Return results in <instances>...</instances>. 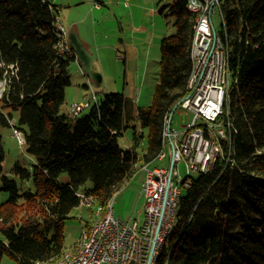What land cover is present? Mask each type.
Here are the masks:
<instances>
[{
    "label": "trees",
    "instance_id": "1",
    "mask_svg": "<svg viewBox=\"0 0 264 264\" xmlns=\"http://www.w3.org/2000/svg\"><path fill=\"white\" fill-rule=\"evenodd\" d=\"M217 2V33L230 73L222 120L227 113L234 133L226 128L231 143L220 142L208 172L195 173L188 187L181 184L157 264H264V0ZM187 4L168 0L159 10L174 19L175 33L160 41L150 105L136 108L130 97L107 93L73 118L59 113L74 57L56 49V7L45 0H0V80L8 82L0 127L19 130L34 161L31 173L15 167L33 191L20 193L2 176L0 196L7 198L0 202V263L4 256L16 264L55 261L66 249L63 222L79 207L76 194L103 205L138 163L153 162L164 150L166 119L187 95L192 70L195 15ZM9 111L17 113L14 125ZM128 129L132 143L123 148L118 138ZM3 159L0 146V173ZM87 181L92 187L82 189Z\"/></svg>",
    "mask_w": 264,
    "mask_h": 264
},
{
    "label": "built area",
    "instance_id": "2",
    "mask_svg": "<svg viewBox=\"0 0 264 264\" xmlns=\"http://www.w3.org/2000/svg\"><path fill=\"white\" fill-rule=\"evenodd\" d=\"M211 2L188 0L192 13L196 14L191 44L194 51V70L191 71L193 84L179 106L192 113L193 117L185 126L180 139L171 129L167 131L172 167L146 170L142 184L144 222L139 226L137 222L130 224L115 217L113 203H107L108 217L105 219H98L95 210L92 220L95 244L91 252H83V248L77 252V264H150L163 237V230L172 225V219H175L181 184L188 187L191 176L208 172L220 153V142H230L226 128L232 129V126L227 113L222 120L229 89L225 83L228 68L223 43L212 22L215 9L211 8ZM94 6L98 8L99 4L95 2ZM54 24L58 26V54L74 57L77 62L66 40V28L58 16ZM117 59L122 60L123 55L118 53ZM7 83L5 78L0 80V99ZM87 106V103L70 106L69 116H78ZM13 133L18 145L22 147L23 134L17 129ZM180 162L185 164L186 175L181 183L178 182L179 173L176 169V164ZM76 195L80 207H92V195L83 192Z\"/></svg>",
    "mask_w": 264,
    "mask_h": 264
},
{
    "label": "rangeland",
    "instance_id": "3",
    "mask_svg": "<svg viewBox=\"0 0 264 264\" xmlns=\"http://www.w3.org/2000/svg\"><path fill=\"white\" fill-rule=\"evenodd\" d=\"M57 6L59 11V16L63 25L69 30H75L84 43L90 42L94 44H106L114 48V55L116 50L121 51L119 41L124 40V45H130L132 59L129 63V79L128 85L125 84L124 78V65L122 61H119L116 65L113 63L112 59H108L105 73V86H107V93H123L124 88H127L126 96L136 97L140 95L139 103H135L136 108H147L150 105L151 97L155 85L158 83V72H159V59H160V41L164 36H170L175 33L173 26L174 19L167 16V11L163 14L159 12L160 8L168 3V0H130L128 4H132V18H128L126 21L119 23L120 21L115 18H105L104 12H96V7L94 3L99 1L95 0H45ZM102 2L105 0H101ZM123 0H106L102 7L103 10L111 8V4H115ZM211 8L215 12H212V22L216 31L221 28V17L219 15V8L217 5V0H211ZM111 2V3H110ZM131 10V8H129ZM128 9V10H129ZM129 10V11H130ZM123 14L121 11V6L117 9V15L120 17ZM195 18H196V14ZM55 17V19L57 18ZM130 16V17H131ZM195 24V20H194ZM64 26V27H65ZM65 27V28H66ZM66 29V40L68 42V32ZM221 39V38H220ZM222 41V40H221ZM192 44V43H191ZM69 45V42H68ZM70 47V46H69ZM107 47V46H105ZM190 45V54H191ZM146 61L149 64L147 76L145 77V83L142 77L138 76L137 71V60L136 51L139 50L141 55L146 52ZM107 51L104 52L106 54ZM122 52V51H121ZM226 55V53H225ZM142 57V56H141ZM192 59V58H191ZM192 66H193V61ZM70 73V85L65 88V101L62 104L59 113L66 114L69 110L70 105L77 97L82 100V94L86 92L85 102H89L90 106L86 107L83 112L78 116L87 114L90 108L95 104L94 98L96 95V100H100V97L105 94L103 93V85L98 88H93L89 80L85 77L82 70L71 63L69 66ZM191 76V75H190ZM190 79V78H189ZM228 82V83H227ZM226 85L230 87V73L228 71V79L225 81ZM87 86L88 89L84 90L83 86ZM144 87L142 88V86ZM141 90V92H140ZM95 94H93L92 93ZM140 92V94H139ZM78 99V100H80ZM132 99V98H131ZM83 101V100H82ZM135 102V101H134ZM225 103V102H224ZM172 116V121L167 126L168 118L165 122L164 131L174 132L178 135V139L184 131L185 126L192 121V113L182 109L179 105ZM12 114L11 125L16 123L17 113L14 111H9ZM169 117V116H168ZM16 128L12 127H0V146L4 153V159L1 163V173H0V187L2 186L3 179L5 176L9 180H14L18 187L20 188V193L24 191H33V186L30 179L22 180L20 175L15 171V167H20L21 169L32 172V166L34 164L33 159L26 153L25 146L20 147L14 136L13 131ZM231 132L234 133L232 129ZM118 143L121 147L125 146V143H132V130H126L121 137L118 138ZM165 156L159 158L152 165L156 168H168L171 163V149L166 138L163 136ZM231 142H229L230 144ZM145 149V143L142 142L141 146L138 148V152L142 153ZM219 150V149H218ZM161 160V161H159ZM143 166L136 165V171L141 169ZM150 167V168H152ZM145 168V167H144ZM145 168V173H146ZM176 169L179 173L178 182H182L185 179V164L180 162L176 164ZM135 171V172H136ZM145 178V174H144ZM142 170L136 173L134 177L127 183H124L119 189L115 190L109 199L113 200V215L119 217L120 219L133 224L137 222L140 226L144 222V205L145 200L142 194V184L144 182ZM143 180V181H142ZM92 187V183L87 181L82 189H89ZM7 195L0 196V202L5 200ZM18 204L22 203V200L17 201ZM96 207H75L69 214L68 219L63 222V234L65 248H70L77 240L81 232L87 228V225L93 220ZM24 214V212H22ZM167 263V262H166ZM0 264H16V262L8 256H4Z\"/></svg>",
    "mask_w": 264,
    "mask_h": 264
},
{
    "label": "crops",
    "instance_id": "4",
    "mask_svg": "<svg viewBox=\"0 0 264 264\" xmlns=\"http://www.w3.org/2000/svg\"><path fill=\"white\" fill-rule=\"evenodd\" d=\"M95 1H99L100 2L99 7L96 8V10H97L96 12H98V13L99 12H104V17L107 18V19H109L110 17L111 18L113 17L116 20L120 21L119 23L121 24L122 22L126 21L128 18H132V16H133V15L131 16L133 5L132 4H128L130 0H123L122 1L123 4H121L120 2L117 1V3L111 4V8H108V9H105V10H103L101 6L104 5V3L106 2V0L103 1V2L101 0H95ZM52 5H54V4H52ZM54 6L56 7V10H57V13H58V16H59V11L57 9V6L56 5H54ZM119 6H121V11H123V14L120 17H118V15H117V9L119 8ZM129 8H131V10ZM66 29H67V27H66ZM67 31L69 32L71 30L70 29L69 30L67 29ZM83 44L87 48V50L93 55L92 69L94 71H96V72H98V73L101 74L102 80H101L100 86L103 85V91H104L103 93L107 94V92H106L107 91V86H105V81H106V79H105L106 70L105 69H106V66H107V63H108V59H110V58L112 59L113 63H115L116 65L118 64L119 61H122L123 62V65H124V68H125V71H124L125 84L128 85V79H129V76L128 75H129V68H130L129 63H130V61L132 59V56H131L132 53H131L130 45H124V40H120L119 41V45H120V48L122 47L121 48V51L122 52L119 51V50H116V54H115V56H113L114 55V48L111 47L110 45H106L104 43L98 45V44H94V43L92 44V43L86 42V41H84ZM105 46H107V47H105ZM147 49L148 48H145L146 52L144 54H142V55H141V53H140L139 50H137L135 52L136 53V60L138 62V64H137L138 76L137 77H142L144 83H145V77L147 76V72H148V68H149V64L146 61V56L148 55ZM105 51H107L106 54H104ZM118 53H121L123 55V59L122 60L117 59V54ZM73 63H74L75 66H77V67H79L81 69V66L76 61H74ZM89 82L91 84V81H89ZM91 86H92V84H91ZM143 87H144V85L142 86V88ZM83 88H84V90H87L88 89V87L85 86V85L83 86ZM126 91H127V88L126 89L124 88L123 93H124L125 96H126V93H127ZM140 92H141V90H140ZM140 92H139V94H140ZM92 93H93V91H92ZM82 96H83L82 97V100L83 101L80 99V97L79 98L77 97V99H75V101H77V102H73L72 105H74V104H85V103H87L89 105L90 104L89 102H85L84 101L85 100V97H86V92L85 91L82 94ZM128 97L132 98L135 101V103H139V101H140V95L139 96H136V97H131V96H128ZM78 99H80V100H78ZM64 101H65V95H64ZM94 101H95V104L98 102V100H96V95H95V100ZM67 108L68 107L65 108L66 109V112L65 113L66 114H69L68 111H67ZM84 109L81 112H83ZM130 145L131 144H128V143L126 144L125 143V146L123 148L130 147ZM159 161H161V160H159ZM154 163H155V161L150 162V163H147V164H143L142 162L138 163L139 166H143V167L141 169H138L134 173V175L132 177H134L136 175V173L139 172V170H142L143 178H144L145 168L152 167V165ZM152 168H156V167H152Z\"/></svg>",
    "mask_w": 264,
    "mask_h": 264
},
{
    "label": "bare ground",
    "instance_id": "5",
    "mask_svg": "<svg viewBox=\"0 0 264 264\" xmlns=\"http://www.w3.org/2000/svg\"><path fill=\"white\" fill-rule=\"evenodd\" d=\"M187 7H188V10L190 12H192L189 4H187ZM54 26H55V31L57 33V37L59 39L58 26H57V24H54ZM193 29H194V26H193ZM56 49L59 53V42L57 43ZM190 56L192 58L191 60L194 62V51H193L192 47H191ZM192 70H194V63L192 66ZM192 84H193V73L191 72V76H190V79L188 82V93L192 87ZM163 136H164V138L167 137V131L166 130L164 131ZM163 157H164V153L162 152L159 155V158H163ZM152 169H155V168H148L146 170H152ZM107 203H113V200L108 199L103 205H100V204H96L94 197L91 198V206L96 207V211L98 212V219H105L106 217H108V207H106ZM174 223H175V219H172V225H169L168 227H166L163 230V237H161V239L159 241L157 251L155 252V255L153 256V259H152L150 264H157V259H158L159 253H160V249L163 245V242H164L166 236L169 234V232L173 228ZM84 241H86V243H84ZM94 244H95V231L93 230V223L91 221L88 224V227L81 232V234L77 238L76 242L70 248L65 249V251L55 261H53V262L35 261L33 264H37V263H42V264H77V256H75L77 254V252L79 250H81L82 248H83V252H91L92 246H94ZM164 264H167V263L165 262Z\"/></svg>",
    "mask_w": 264,
    "mask_h": 264
},
{
    "label": "water",
    "instance_id": "6",
    "mask_svg": "<svg viewBox=\"0 0 264 264\" xmlns=\"http://www.w3.org/2000/svg\"><path fill=\"white\" fill-rule=\"evenodd\" d=\"M212 30H214L213 26H212ZM68 42H69L70 48L73 50L75 54L77 63L81 66V70L83 74L89 81H91L93 88H98L102 80L101 74L92 69L93 55L84 46L83 42L81 41V39L79 38L75 30H71L68 33ZM178 105L179 103H177L173 107V109L171 110V113L169 114L168 121H167L168 129L171 123V118L173 116V113ZM170 167H172V161L170 163Z\"/></svg>",
    "mask_w": 264,
    "mask_h": 264
}]
</instances>
